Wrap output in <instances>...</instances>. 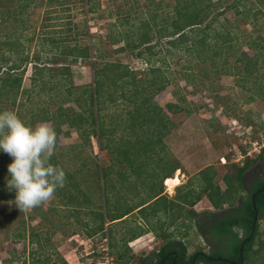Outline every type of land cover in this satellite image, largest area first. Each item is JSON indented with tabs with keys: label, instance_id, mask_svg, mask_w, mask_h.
I'll return each instance as SVG.
<instances>
[{
	"label": "rangeland",
	"instance_id": "rangeland-1",
	"mask_svg": "<svg viewBox=\"0 0 264 264\" xmlns=\"http://www.w3.org/2000/svg\"><path fill=\"white\" fill-rule=\"evenodd\" d=\"M28 1L27 9L18 15L19 18L12 21L10 17L7 22L0 20V38L8 33L12 35L10 39L18 38L16 40L23 44L24 52L19 58L26 52L29 58L36 54L45 58L48 54L51 59L41 62L49 67L41 73L39 68H34L35 61L29 59L31 61L27 63L22 78V87L26 92H20L16 100V103L22 101L24 105L17 107L3 102L0 111L10 110L17 114L20 110V119L28 125L47 122L36 120L31 123V115L35 113V118H38L44 113L51 114L60 104L79 112L81 109L74 101H66L63 93L50 90V75L61 77L58 66L66 64L70 67L72 73L68 78L73 86L78 87L74 91L78 97L82 91L80 87L93 85L92 62H96L94 69L104 62H116L132 70L136 80H147L151 77L147 60L151 59L153 66L161 68L169 78V83L155 94L154 100L170 118L171 124L169 131L162 136L163 150L156 146V152L148 159L149 165H143L142 170L133 166L130 171L124 163L115 164L114 153L109 147L99 149L95 136H90V143H85L75 128L62 124L56 152L50 163L64 169L65 185L56 191L51 201L29 212H19L11 205L14 192H10L7 199L0 200V264H120V253L132 256L129 264H139L143 255L147 254L149 261L156 258L154 250L163 243L162 231L182 242L188 255L198 249L209 253L215 251L216 246L224 251L223 244L205 228L202 233L193 220L170 218L169 212L159 211L146 219L135 209L121 221H110L106 216L114 209L123 210L125 203L138 204L141 197H147L153 184L148 171L154 167L157 175L161 176L158 166L161 160L178 166L172 176L176 173L180 175V184L174 187L173 192L168 190L166 178H163V193L174 198L178 191L191 188L199 194V198L193 205L183 204V207L201 213L202 219V212L213 211L214 208L200 192V170L207 168L208 172H214L213 183L225 189L223 176H231L245 159L256 157L258 151L264 149V18L252 25L229 10L212 24V28L233 30L237 35L231 48L236 53L228 56L227 61L224 60L225 55L215 59H197L188 54L181 44L172 49L166 42L167 37L156 36L151 39V44H156L152 54L144 51L139 57L137 53L144 50L143 46L119 50L126 42L120 34L130 33L135 37L142 21L149 18V11L158 14L157 20L165 15L171 17L176 0H69L63 5L48 4L49 0ZM258 1L254 0L257 4ZM24 2L0 0V16L5 14L6 9L18 12L19 4ZM68 28L74 33H61ZM133 36L128 40H132ZM117 37L120 40L113 41ZM253 40L258 45L251 49L248 43ZM84 44H90L92 58L77 59L71 63L68 58L51 57L54 50L62 45ZM242 50L248 56L257 57L253 73L249 76H244V65L236 60ZM100 51L104 53L101 57ZM10 56V52L9 55L0 53V66L12 64L14 59ZM35 72L41 75L37 74L40 79L34 84L31 76ZM186 76L189 82L184 79ZM56 78L52 81L55 82ZM107 90L111 96L101 97L104 104L100 116L105 128L112 125L116 128L113 135L116 139L124 130V119L120 120L118 115L125 116L130 106L118 93L119 89L108 85ZM167 104L176 111L169 110ZM101 139L103 144H110L112 140L106 136ZM249 141H258L256 149L249 147ZM11 162L12 158L7 154L3 158L0 156V174L4 183L7 165ZM257 163L260 172L264 168L263 161L258 160ZM108 167L107 176L104 168ZM256 185L258 182L245 180L240 194L245 195ZM3 190L8 192L5 184ZM81 190L90 196L88 202L82 200ZM69 196H73L70 198L74 202H68ZM163 203L164 200H160L158 206L162 207ZM150 208L144 214L150 213ZM98 213L104 217L103 229L92 232L99 224ZM22 226L27 237L14 239V233ZM129 230L138 231L137 237L130 241ZM154 231H158V235ZM259 238L264 240V218L260 220ZM259 263L260 257H256L253 264Z\"/></svg>",
	"mask_w": 264,
	"mask_h": 264
},
{
	"label": "trees",
	"instance_id": "trees-1",
	"mask_svg": "<svg viewBox=\"0 0 264 264\" xmlns=\"http://www.w3.org/2000/svg\"><path fill=\"white\" fill-rule=\"evenodd\" d=\"M25 1L19 4L18 12L15 9H6L5 14L0 16V20L7 22V18L11 17L12 21L19 18L18 15L24 13L29 4V1ZM68 1L49 0L48 4L63 5ZM255 5H258V7ZM229 10H232L238 18L255 25L257 20L264 18V0H259L258 4L254 0H231L229 2L228 0H176L171 17L165 15L160 20H157L158 14H154V11H149V18L142 21L141 26L137 28L134 34L135 37L130 33L120 34L126 42L119 50L122 51L126 48L132 50L143 46L144 50H140L137 53L139 57H142L144 51L151 53L154 45H156L151 44L153 36L158 38L167 37L166 42L172 49H177V47L182 45V48L188 54L197 59L200 57L202 59L206 57L215 59L216 57L221 58L222 55H225L224 60L227 61L228 56L236 53V50L231 51V48L235 45L233 43L237 40V35L235 32H232L233 30L212 28V24ZM11 11H14L15 14L13 13L12 15ZM20 22H22V18H20ZM65 31L61 33L73 32L69 28ZM75 34L79 35L76 32ZM11 36L8 33L3 39L0 38V53L2 55L5 53L9 55L10 52L11 56H13L12 59H14L12 64L0 66V104L8 102L10 106L21 107L24 105V102L19 101V103H16V100L20 92L21 94L26 92L22 87V78L27 63L31 61L29 59L35 61L34 68H39L38 70H41L42 73V70L47 69L49 66H46L41 61L51 58L47 56L48 54H44L45 58H42L39 54L29 58L27 52L19 58L20 53H24L22 52L23 44L17 42L18 38H16L17 40L10 39L9 37ZM131 36L134 38L128 40ZM119 40L120 37H117L113 41L118 42ZM257 43L256 40H253V42H249L248 44L251 49H254L258 45ZM90 48V44L62 45L54 50L55 53L51 57L54 59L68 58L72 63L77 61V59L92 58ZM101 53L102 51L99 52V57H101ZM256 59L257 57L248 56L243 50L237 56L236 60L244 65V76H249L253 73ZM39 62L42 64H38ZM147 62L150 64L148 71L151 74V77L147 78V80H136L132 74V70L116 62H104L96 69H94L96 62H92L93 85L89 84L80 87L82 91L78 97L74 93L78 87L73 86L68 78L72 73L70 67L66 64L58 66L60 67L58 73H60L61 77L56 78V76L50 75L52 79L56 78L55 82L52 79L48 80L50 84L52 83L50 90L56 93H63L65 95L64 100L74 101L81 110L74 112L69 106L64 107L62 106L63 104H60L61 106L59 105L57 110L51 114L44 113L38 118H35L37 114H32L31 118L33 121L31 123H34L36 120L49 122L55 128L57 137L62 132L61 125L65 124L67 127L75 128L85 143H90V136H95L98 140L99 149L109 147L108 149L114 153L115 164L124 163L128 170H131L133 166L139 167L142 170L143 165H149L148 159L156 152V146L160 147V150H163L162 136L169 131L171 124L170 118L154 100L155 94L163 90L169 83V78L161 68L153 66L151 59H148ZM37 74L41 75L40 72H35L31 76L34 84L40 79ZM184 79L186 82H189L188 76ZM142 81L148 82V84H143ZM42 83H45V81ZM108 85L119 89L120 92L118 93L130 106L125 116L118 115L120 120L124 119V130H122V135L116 139L113 137L116 128L113 125L105 128L100 116L101 106L104 104V100L101 97L104 95L111 96V92L109 94L107 90ZM83 93L85 94L84 98ZM167 106L169 110L176 111V109L172 110L169 104ZM17 115L20 118V110L17 112ZM103 136L112 139L111 143L103 144L101 139ZM0 156L3 158L5 153L0 151ZM263 157L264 149L256 157L245 159L241 165L235 168L231 176L224 175L225 189H221L213 183L214 172H208L207 168L200 170L202 182L200 192L206 196L214 209L228 207L227 212L213 218L208 230L209 234L217 238L218 241H224V251L218 250V246H216V250L209 253V257L214 259H208L203 256L206 252H203L202 249H198L188 255L186 246L182 242L172 239L168 232L163 233L162 231L160 235H163L164 239L163 243L154 250L156 258L149 261V256L147 254L143 255L139 264H210L212 262L215 264H238L241 259L240 248L243 264H253L256 257H260L259 264H264V240H260L259 238L260 220L264 218V191L258 192L254 197V204L252 202L254 191L264 188V182H261L264 179L258 180V185L251 187L245 195L240 194V191L244 190V174L246 170ZM160 161L158 166L162 173L161 176L157 175L154 167L151 171H148L151 174V179H153V184L150 192L147 193V197H141L138 204L130 205L125 203L126 205L123 210L119 212L114 209V212L109 213L106 217H109L110 221H121L124 219L123 217L135 209H138L137 211L142 213V217L146 219L151 214L157 215L159 211L165 214L169 212L170 218L180 217L183 221L193 220L198 228H200V231L204 233V222L209 219L211 212H202L205 213V216L201 219V213L199 214L183 207V204L193 205L199 198V194L195 193L191 188L183 192L178 191L174 198H169L167 194L163 193V178H166L167 183L173 177L174 170L179 167L174 164H168L166 161ZM104 169L108 176L109 167ZM125 175L128 177L134 174ZM3 179L2 174H0V200L7 199L10 194V192H4L3 190V185L5 184ZM80 192L83 195L82 200L88 202L90 196L83 193L82 190ZM68 195L72 194L68 193ZM70 197L73 196L68 197V202H74V199ZM160 200H164L162 207L158 206ZM149 207H151L150 213L144 214L145 210ZM255 211L257 219L254 221ZM97 217L99 224L92 232L103 229V214L98 213ZM154 232L158 235V231ZM129 233V241L138 235V231L131 232L129 230ZM25 237L27 236L25 235L23 226L18 228L17 232L14 233V239L16 240L24 239ZM125 241L127 242V238ZM171 251H175L176 256ZM118 257L121 262L120 264H129L132 260V256H125L122 253L118 254Z\"/></svg>",
	"mask_w": 264,
	"mask_h": 264
},
{
	"label": "clouds",
	"instance_id": "clouds-1",
	"mask_svg": "<svg viewBox=\"0 0 264 264\" xmlns=\"http://www.w3.org/2000/svg\"><path fill=\"white\" fill-rule=\"evenodd\" d=\"M56 148L57 133L48 122L28 125L14 111H0V151L12 158L5 188L14 192L11 205L19 212L48 203L64 187V169L50 163Z\"/></svg>",
	"mask_w": 264,
	"mask_h": 264
},
{
	"label": "flooded vegetation",
	"instance_id": "flooded-vegetation-1",
	"mask_svg": "<svg viewBox=\"0 0 264 264\" xmlns=\"http://www.w3.org/2000/svg\"><path fill=\"white\" fill-rule=\"evenodd\" d=\"M259 161H263V166H264V157L259 159ZM258 163L255 162L252 166H251V169L247 172H245L244 174V181L245 180H248V181H253L254 183L257 182L258 180H262L264 179V175L262 174V172H264V168H262V171L260 170V172L258 171ZM228 210V207H224L222 209H214L213 211H209L211 212L210 214V217L207 221L204 222V227L205 230L207 231V233H209V225L211 224L213 218L217 215H220V214H224L225 212H227ZM208 213V212H207ZM203 214V217L205 216V213H202ZM211 235V234H210ZM214 239H217L215 238L213 235H211ZM222 244H224V241H221ZM205 252V251H203ZM171 253H174V256H176L175 254V251H171ZM211 253V252H209ZM209 253H204L203 256H205L206 258L208 259H214L212 257H209ZM210 264H215L214 262L210 263Z\"/></svg>",
	"mask_w": 264,
	"mask_h": 264
},
{
	"label": "bare ground",
	"instance_id": "bare-ground-1",
	"mask_svg": "<svg viewBox=\"0 0 264 264\" xmlns=\"http://www.w3.org/2000/svg\"><path fill=\"white\" fill-rule=\"evenodd\" d=\"M179 176H180V175H178V174L176 173L175 176L171 177V178L167 181L166 185H167L168 190H169L170 192H173L174 187L177 186L178 184H180Z\"/></svg>",
	"mask_w": 264,
	"mask_h": 264
},
{
	"label": "water",
	"instance_id": "water-1",
	"mask_svg": "<svg viewBox=\"0 0 264 264\" xmlns=\"http://www.w3.org/2000/svg\"><path fill=\"white\" fill-rule=\"evenodd\" d=\"M262 191H264V188H259V189H257V190H255L254 191V193L252 194V202H253V204H254V197H255V195L258 193V192H262ZM257 219V216H256V211H255V216H254V221ZM240 261H239V263L238 264H243V261H242V257H241V248H240Z\"/></svg>",
	"mask_w": 264,
	"mask_h": 264
},
{
	"label": "built area",
	"instance_id": "built-area-1",
	"mask_svg": "<svg viewBox=\"0 0 264 264\" xmlns=\"http://www.w3.org/2000/svg\"><path fill=\"white\" fill-rule=\"evenodd\" d=\"M258 144V141H249V147H252L253 149H256V145ZM260 153V151H258ZM249 154V152L247 153ZM222 161L225 162L224 158H222Z\"/></svg>",
	"mask_w": 264,
	"mask_h": 264
}]
</instances>
